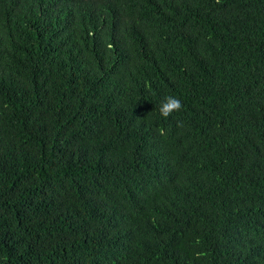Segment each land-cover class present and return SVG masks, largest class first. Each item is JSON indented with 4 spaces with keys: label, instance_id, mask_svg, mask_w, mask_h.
<instances>
[{
    "label": "trees",
    "instance_id": "obj_1",
    "mask_svg": "<svg viewBox=\"0 0 264 264\" xmlns=\"http://www.w3.org/2000/svg\"><path fill=\"white\" fill-rule=\"evenodd\" d=\"M0 264H264V0H0Z\"/></svg>",
    "mask_w": 264,
    "mask_h": 264
},
{
    "label": "clouds",
    "instance_id": "obj_2",
    "mask_svg": "<svg viewBox=\"0 0 264 264\" xmlns=\"http://www.w3.org/2000/svg\"><path fill=\"white\" fill-rule=\"evenodd\" d=\"M181 108V101L172 95L165 96L160 102V113L164 117H168Z\"/></svg>",
    "mask_w": 264,
    "mask_h": 264
}]
</instances>
